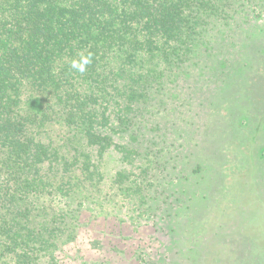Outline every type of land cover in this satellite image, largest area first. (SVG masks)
<instances>
[{"label":"rangeland","instance_id":"374dc122","mask_svg":"<svg viewBox=\"0 0 264 264\" xmlns=\"http://www.w3.org/2000/svg\"><path fill=\"white\" fill-rule=\"evenodd\" d=\"M229 4L231 17L210 18L209 30L196 38V50L187 54L193 60L172 64L182 57L176 42L163 47L159 41L171 61L160 65L167 82L143 102L146 114L136 115L130 130H111L114 100L95 109V132L104 137L90 146L79 138L71 146L76 141L67 140L60 119L29 125L28 134L54 153L40 167L52 193L28 202L26 227L39 233L32 250L27 246L30 264H251L228 253L243 241L235 238L236 227L247 215L239 223L218 220L219 198L231 184L217 171L223 145L216 134L232 132L246 107L258 109L250 80L264 73V0ZM207 43L216 49L203 53ZM22 108L34 118L43 103L31 100ZM256 150L264 157V133ZM4 245L0 264H13Z\"/></svg>","mask_w":264,"mask_h":264},{"label":"trees","instance_id":"16d2710c","mask_svg":"<svg viewBox=\"0 0 264 264\" xmlns=\"http://www.w3.org/2000/svg\"><path fill=\"white\" fill-rule=\"evenodd\" d=\"M230 1L0 0V245L9 249L13 264H30L28 251L39 234L26 227L28 202L52 193L40 167L54 153L28 134L29 125L48 126L60 119L67 140L76 141L71 146L78 138L90 146L95 137H104L95 132V109L114 100L111 130H130L135 116L146 114L143 102L167 82L160 65L169 67L171 61L159 50V41L163 47L176 42L182 57L172 64L193 60L187 54L209 30L210 18L231 17ZM215 49L207 43L203 53ZM89 53L92 62L85 72L72 69L73 60ZM250 82L258 109L252 113L246 107L232 132L216 134L223 145L217 171L231 184L219 198L218 220L234 217L239 223L247 215L246 223L236 227L235 238L243 241L225 250L264 264V197L261 190L255 192L259 186L264 191V157L256 150L264 133V73ZM31 100L43 103L34 118L22 110ZM134 136L121 147L124 152L131 151ZM236 182L240 186L235 188Z\"/></svg>","mask_w":264,"mask_h":264},{"label":"clouds","instance_id":"9594fccd","mask_svg":"<svg viewBox=\"0 0 264 264\" xmlns=\"http://www.w3.org/2000/svg\"><path fill=\"white\" fill-rule=\"evenodd\" d=\"M92 62V54L89 53L87 56H81L80 60H73L71 63L72 69L79 71L80 73H83L86 71L87 65H89Z\"/></svg>","mask_w":264,"mask_h":264}]
</instances>
